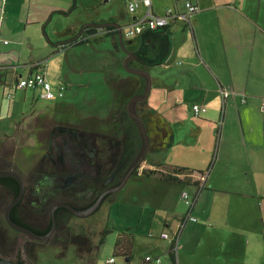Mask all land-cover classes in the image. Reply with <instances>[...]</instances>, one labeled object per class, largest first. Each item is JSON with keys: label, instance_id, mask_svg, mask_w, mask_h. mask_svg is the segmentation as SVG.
<instances>
[{"label": "crops", "instance_id": "0c3cea01", "mask_svg": "<svg viewBox=\"0 0 264 264\" xmlns=\"http://www.w3.org/2000/svg\"><path fill=\"white\" fill-rule=\"evenodd\" d=\"M187 1L197 5L200 11L191 18V27L181 19L170 23V51L166 62L160 65L162 69L152 78L151 91L156 89L157 98L153 100L155 103L144 105L157 119L151 133L154 148L168 149L173 143L180 145L182 160L169 164L173 165L169 167H173L175 174H171V168L158 166L165 170L162 175L169 180L184 174L176 173L180 168L192 171L187 172L189 179L184 185L194 188L191 196L197 195L192 214L199 220L184 226L175 253L176 264H246L248 259L253 264H264V0H152L151 10L158 16H163L167 8L185 11ZM18 3L23 7L17 24L22 33L20 37L10 36L15 39L16 48L9 40L8 43L0 41V88L10 85L19 90L15 80L34 74L37 69L33 65L43 68L49 80L47 65L57 67L47 60L67 50L73 51L69 64L74 63L75 68L71 67L68 73L74 81V74L81 72V64L86 68L87 62L96 64L99 59L104 60V56L99 54L102 50L93 45L83 47V51L73 47L84 44L87 39L97 41L104 36L112 37L109 34L116 30L114 25H91L121 26L111 16L100 20L68 19L74 10V0H0L2 40L8 38L3 35L8 8ZM125 6L127 9V1ZM145 11L143 6L135 14L127 9L130 19L126 24ZM42 24L46 25L48 41L37 32ZM82 27V38L72 40ZM140 43V37L122 38V47L130 52ZM114 44L117 43L114 41ZM157 45L151 42L149 47L153 49ZM88 52L98 54L93 57L94 62L86 59ZM119 60L123 61L118 57ZM129 68L140 69L135 64ZM152 68L147 69L148 73ZM121 77L118 80L129 82L132 89L121 96L126 93L131 97L141 92L143 81L139 76ZM60 79L61 76L55 81L59 84ZM68 87L66 84V89ZM28 90L33 97L36 90L23 91ZM221 90L229 94L223 98ZM114 98L113 92V101ZM194 104L204 105L207 111L196 117L191 109ZM54 108L48 105L45 110L34 113L38 115ZM164 131L165 137H162ZM157 134L161 139L157 140ZM192 149H197L199 159L206 158L205 162L199 166L197 162L184 164V156ZM141 168L136 176L145 177L141 175ZM201 176L205 177V184ZM190 178L191 182L201 181L197 189L189 183ZM220 185H224L223 188L220 189ZM218 193L221 196H217ZM218 198L221 201L218 202ZM183 204L179 211L169 209L171 218L165 220L168 222L165 225L171 236L189 210ZM171 248L169 253L175 252L172 243Z\"/></svg>", "mask_w": 264, "mask_h": 264}, {"label": "rangeland", "instance_id": "374dc122", "mask_svg": "<svg viewBox=\"0 0 264 264\" xmlns=\"http://www.w3.org/2000/svg\"><path fill=\"white\" fill-rule=\"evenodd\" d=\"M74 1L75 5H73V13L70 18H68L72 21H75L80 17H85L87 20H100L111 16L115 17L117 22L121 25L120 27H122L130 19V15L127 13L125 6L127 0ZM22 9L23 7L19 3L15 7L10 6L8 8V15L5 16L7 21H5L3 35L8 38L7 40H2L0 38V41L6 43L10 41L13 48H16L14 43L15 39H11L10 36H21L22 32L17 27V24L21 20ZM8 26H12V29L9 30ZM45 26V24L40 25L37 32L39 31L44 39L48 41L49 35ZM114 41L116 42L115 37L104 36L101 37V40H91L87 43L74 46L73 48H79L80 51H83V47L93 45L95 48H100L102 52H99V54L104 56V60L99 59L95 62L96 64L87 62L86 68H84L85 64H81V72L74 74V81L69 78L68 73V70H70L71 67L75 68L74 63L69 64L70 58L73 56V51L67 50L64 52H58L47 60L49 62L52 61L54 66L57 67L55 68L49 66V64L47 65L48 74L50 73V83L56 87L58 82L55 80L61 76L62 79H60V81L65 86L66 84L69 86L65 90V96L63 98L45 100L40 97V90H36L32 97L31 90H28L27 92H24L23 90H15V88L10 85L0 88V159L4 158L5 154L7 155L8 153L10 154H8L9 158L14 157L15 154H13V151L11 153V145L15 141L22 147V152L18 159L22 161V165L25 164L24 161L28 158L27 155H30L35 150L32 151V148L37 144L36 138L31 132L34 128L41 126V123L36 124L34 120L29 121L28 118L32 115L36 116L39 111L45 110L48 105L55 107L52 118H56L58 122L101 125L102 128L116 124L117 118L115 115L119 116L123 105H126L130 96L125 95V97L123 96L122 99H119L118 101L120 102H117L116 107L115 100L113 101L114 91L109 84V81L111 79L122 78L121 76L123 75L129 77L132 76V74L125 67L127 55L124 53V48L118 42H116L117 44H114ZM51 50L53 51V49ZM94 56H98V54L94 52L86 53V59L91 58L93 61ZM118 57L123 61H118ZM161 69L160 66L152 68L151 72H149L151 80ZM125 84L129 85V82H126ZM125 84L123 87L127 88ZM32 98L34 100H32ZM156 98L157 95L155 89L153 92H150L147 100L142 101L139 106H136V109L142 113L143 120L145 119L148 123L151 122L152 124H155L157 119L145 108V106L155 103L153 100H156ZM12 101L16 104V107L11 103ZM132 112H134V110ZM120 116H123L122 123L125 125L128 123L126 119L131 120L126 114L123 115L120 113ZM129 116L131 115L129 114ZM124 127L125 126H123L122 129ZM132 132L135 133L136 131L133 129ZM165 133L166 131L162 133V137H165ZM148 137L149 149L146 153V158L142 161V168L140 166L142 169L141 175H144L146 169H152L156 170V173L152 176L157 178L151 176L149 178L147 176L141 177L131 175L128 178L127 183L121 189L116 191L109 208V217H106L105 215L103 218L104 221H102L98 227V224L94 226L97 231L101 230V232H103L95 237V245L97 246V249L93 258L83 256L77 259V261H59L43 258L41 264H107L112 258L115 260L113 264H142L147 256L160 257L162 262L158 264H174L169 256V251L172 249L171 243L164 240L161 237V233L166 232L170 236L172 235L171 231L167 229L165 225V223L168 225V222H165V220L171 218L169 209L176 208L178 211L181 210L185 205L179 201V198L185 194L194 195L190 193L194 188H188L184 185L186 178L189 176L187 172L183 175L179 174V179L182 180L183 183L178 181L166 182L160 178L164 175H162V173L165 171L162 167L168 169L171 168V174H175V172L173 173V167H169L173 165L169 164L177 160H182L178 149L180 145L173 143L168 149H156L154 148L155 141L151 136L148 135ZM159 139H161V136L160 134H157V140ZM2 141H6L5 145H2ZM145 149L146 146L144 151ZM199 154L200 153L197 149H192V152L184 156L183 163L191 164L192 162H197V165L199 166L201 162H205L206 160V158L199 159ZM189 169L192 170L191 168ZM191 179L192 178H190L189 183H193L197 189V186L200 185L201 181L191 182ZM202 183L205 184V181ZM223 186L224 185H220V189L223 188ZM216 195L221 196V193ZM194 198L195 202L193 208L196 204L197 195L194 196ZM219 201H221L220 198H218V202ZM198 220L199 219L197 218L196 222H198ZM106 230L107 232H104ZM121 231L130 232L133 236L130 260H127V258L122 255L114 253V244ZM102 239L103 242L101 243ZM176 246L178 247V244ZM253 263L254 262H251V259H248L246 264ZM152 264L156 263L153 262Z\"/></svg>", "mask_w": 264, "mask_h": 264}, {"label": "flooded vegetation", "instance_id": "af4514ba", "mask_svg": "<svg viewBox=\"0 0 264 264\" xmlns=\"http://www.w3.org/2000/svg\"><path fill=\"white\" fill-rule=\"evenodd\" d=\"M144 95L134 93L131 98ZM140 103L132 105L143 120L136 109ZM53 111L28 118L41 126L31 132L37 144L25 164L18 159L22 147L15 141L11 145L14 157L9 158L8 153L0 159V172L16 173L21 179L0 177V259L16 264H41L43 258H93L95 237L103 232L94 226L98 227L105 215L109 217L115 189L142 165L136 166L144 152L145 139L134 117L130 116L123 129L118 121L102 128L58 122L52 118ZM143 122L151 136L154 124L145 119ZM9 206V216L15 224L36 235L49 236L35 238L16 230L6 219Z\"/></svg>", "mask_w": 264, "mask_h": 264}, {"label": "built area", "instance_id": "2783aa9c", "mask_svg": "<svg viewBox=\"0 0 264 264\" xmlns=\"http://www.w3.org/2000/svg\"><path fill=\"white\" fill-rule=\"evenodd\" d=\"M152 0H127V9L130 14H135L139 11L141 6L146 8V11L140 16H135L132 21L124 27V36L127 39H131L137 37L147 31H156L159 29H163L170 25V23L176 19H181L186 22V25L191 27V18L200 11V8L187 1L184 4L185 11H180L174 8H167L165 14L163 16H158L153 14L151 10ZM32 67L36 68L34 74L20 77L15 80V85L17 89H33L40 90V97L45 100H53L57 98H63L66 90V86L59 82V84L54 87L50 81L47 79L43 68L38 65H33ZM223 98L226 97L229 93L225 90H221ZM262 106L264 107V101L262 102ZM194 115L196 117H200L203 113L206 112V107L200 104H194L192 106ZM220 125L222 124V120H220ZM205 177H201V181H204ZM179 200L188 206V212L182 217V220L179 224L178 230L174 236H170L168 233H162L161 237L164 240H167L175 246V250L177 249L178 240L180 238V234L184 228V226L188 222H196L197 217L192 215V208L195 202V198L189 194H185L179 198ZM114 258L110 259L107 264H113ZM152 262L161 263L160 257H151L147 256L144 259V264H150Z\"/></svg>", "mask_w": 264, "mask_h": 264}, {"label": "trees", "instance_id": "16d2710c", "mask_svg": "<svg viewBox=\"0 0 264 264\" xmlns=\"http://www.w3.org/2000/svg\"><path fill=\"white\" fill-rule=\"evenodd\" d=\"M109 35L114 36L116 38V42L119 43V37H117L116 30H114V32H111ZM140 40L142 41V43H140V46H138V48L135 51H133V54L135 55V60L133 61L132 65L131 64L128 65L129 67H132L135 64V67L147 70L148 68L160 66L166 62L167 56H168L169 51H170V46H171V33L169 30V26L164 27L163 29L156 30V31H149V32L143 33L140 36ZM86 42H87V40L84 41V43H86ZM123 42H124V40H123ZM151 42H154V43L157 42L158 45L152 49L149 47V44ZM139 78L143 81V87L141 89V92L138 95H144L146 92V88H147V78L145 76H142V75H140ZM109 84L113 88V91L115 94V98H114L115 105L117 107V102H120L118 100L122 99L123 96L126 94L125 93L121 96V93L128 91V89L129 90H132V89L129 85H126L125 82L118 80V79H111L109 81ZM124 84L127 86V88L123 87ZM122 89H124V90L122 91ZM24 90H26V89H24ZM131 97H129V99ZM127 103H128V101H127ZM127 103H126V105H123L122 111H120V113H122L123 115L126 114L128 117H130L128 114V111H127ZM130 107H131V110L133 111V105L132 104ZM206 111H207V109H206ZM120 113H119V116L115 115V117L117 118L116 121H118L119 125L123 126L124 125L122 123V120H123L122 117L123 116H120ZM126 120L128 121L127 124H129V120L128 119H126ZM143 123L145 125V122H143ZM5 142L6 141H2L1 142L2 145H5ZM144 146H145V144H144ZM186 172H192V171H187V169H185V168H180L176 171V173H178V174H183ZM155 173H156V170L146 169L144 171V176L150 177V176L154 175ZM134 175H138V171ZM163 176H162V178L166 179V181H178V182L183 183V181L180 180L179 178L173 177V178H169V180H168L165 175H163ZM104 232H107V230ZM102 242H103V239L101 240V243ZM132 245H133L132 233L127 232V231H121V232H119L117 239L115 241V244H114V253L117 255H122L123 257L130 260L131 259ZM169 255H170L173 263L176 264L175 252L172 251L171 253H169ZM142 264H144V263H142Z\"/></svg>", "mask_w": 264, "mask_h": 264}, {"label": "water", "instance_id": "95a60500", "mask_svg": "<svg viewBox=\"0 0 264 264\" xmlns=\"http://www.w3.org/2000/svg\"><path fill=\"white\" fill-rule=\"evenodd\" d=\"M106 25H114L117 29H118V37H119V41L120 43L122 44V31H121V27L118 25V24H101V25H98V24H92L91 26H106ZM84 30V28L82 27L81 31L76 35V37H74L72 40H76L78 41L80 38H82V31ZM89 41V39H87ZM123 46V44H122ZM124 53L128 56V59H126L125 61V67L126 69L133 75H137V76H145L147 78V88H146V93L144 96L142 97H133L131 98L128 103H127V110H128V113L134 117L140 124V127H141V131H142V135L145 139V146H146V149L145 151L143 152L141 158L139 159V161L137 162L136 166L140 165V163H142V161L145 159L146 157V153L148 152V149H149V137H148V134H147V131H146V128H145V125L143 123V121L140 119V117L135 114L134 112L131 111L130 109V106L132 104V102H135V101H138V102H142V101H145L148 99L149 95H150V91H151V86H152V80L150 78V75L148 73L147 70H144V69H131L128 67L129 65V62H131L132 60L135 59V55L133 54V52H130L126 49H124ZM130 173L125 177L124 181L115 189V191L121 189L128 181V178L130 177ZM6 176H13L15 178H18L19 181H21L20 177L18 174L16 173H11V172H0V177H6ZM22 191H23V188L21 190V193L19 195L18 198H21L22 196ZM10 208L11 206H9L7 208V212H6V219H7V222L12 226L14 227L16 230L18 231H21V232H24V233H27L29 235H31L32 237H35V238H46L49 236L48 235H43V236H39V235H36L34 232H32L31 230L29 229H26L24 227H21L17 224H15L11 219H10V216H9V211H10ZM0 264H16L14 262H11L9 260H6V259H0Z\"/></svg>", "mask_w": 264, "mask_h": 264}, {"label": "bare ground", "instance_id": "6f19581e", "mask_svg": "<svg viewBox=\"0 0 264 264\" xmlns=\"http://www.w3.org/2000/svg\"><path fill=\"white\" fill-rule=\"evenodd\" d=\"M115 29H116V32H117V34H118V29L116 28V27H114ZM124 29V28H123ZM121 31H122V28H121ZM147 32H149V31H147ZM146 33V32H145ZM142 35V34H141ZM141 35H139V36H137V37H140ZM123 34H122V38H123ZM137 37H134V38H137ZM124 38H126L125 36H124ZM127 39V38H126ZM131 39H133V38H131ZM263 102V101H262Z\"/></svg>", "mask_w": 264, "mask_h": 264}]
</instances>
